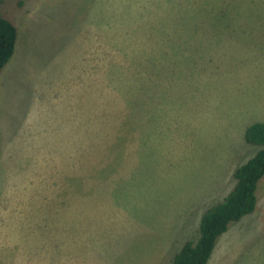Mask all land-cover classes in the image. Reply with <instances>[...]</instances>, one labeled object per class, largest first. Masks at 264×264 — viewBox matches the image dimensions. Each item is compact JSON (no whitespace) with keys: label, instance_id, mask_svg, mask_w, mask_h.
<instances>
[{"label":"rangeland","instance_id":"374dc122","mask_svg":"<svg viewBox=\"0 0 264 264\" xmlns=\"http://www.w3.org/2000/svg\"><path fill=\"white\" fill-rule=\"evenodd\" d=\"M0 264H174L261 146L264 0H0ZM208 264H264V177Z\"/></svg>","mask_w":264,"mask_h":264},{"label":"trees","instance_id":"16d2710c","mask_svg":"<svg viewBox=\"0 0 264 264\" xmlns=\"http://www.w3.org/2000/svg\"><path fill=\"white\" fill-rule=\"evenodd\" d=\"M17 40V26L0 11V73L13 56ZM245 136L249 143L261 148L236 168L234 188L222 201L206 210L201 219L198 241H187L175 254L174 264H208L217 239L229 229L230 223L256 209L257 189L264 177V121L250 125Z\"/></svg>","mask_w":264,"mask_h":264}]
</instances>
